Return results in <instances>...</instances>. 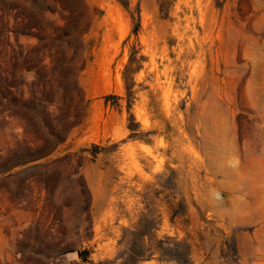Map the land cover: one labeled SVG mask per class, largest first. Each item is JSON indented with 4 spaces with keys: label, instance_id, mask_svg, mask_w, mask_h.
<instances>
[{
    "label": "rangeland",
    "instance_id": "1",
    "mask_svg": "<svg viewBox=\"0 0 264 264\" xmlns=\"http://www.w3.org/2000/svg\"><path fill=\"white\" fill-rule=\"evenodd\" d=\"M0 264H264V0H0Z\"/></svg>",
    "mask_w": 264,
    "mask_h": 264
},
{
    "label": "bare ground",
    "instance_id": "2",
    "mask_svg": "<svg viewBox=\"0 0 264 264\" xmlns=\"http://www.w3.org/2000/svg\"><path fill=\"white\" fill-rule=\"evenodd\" d=\"M210 19H211V18H210V16H209V17H208V29H209V30H211V28H212V27H211V21H210Z\"/></svg>",
    "mask_w": 264,
    "mask_h": 264
}]
</instances>
